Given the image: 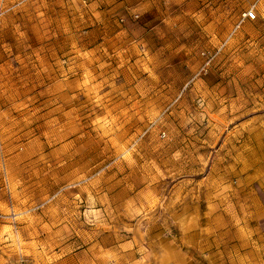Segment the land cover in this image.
Here are the masks:
<instances>
[{
	"label": "rangeland",
	"instance_id": "374dc122",
	"mask_svg": "<svg viewBox=\"0 0 264 264\" xmlns=\"http://www.w3.org/2000/svg\"><path fill=\"white\" fill-rule=\"evenodd\" d=\"M263 144L264 0H0V264H264Z\"/></svg>",
	"mask_w": 264,
	"mask_h": 264
},
{
	"label": "crops",
	"instance_id": "0c3cea01",
	"mask_svg": "<svg viewBox=\"0 0 264 264\" xmlns=\"http://www.w3.org/2000/svg\"><path fill=\"white\" fill-rule=\"evenodd\" d=\"M262 147L264 149V144ZM254 173L261 175V178H259V180L253 185L248 184L247 179H245L244 184L246 187L244 191L247 193L246 197L254 203L251 206L252 210L249 211V215L251 216L250 221L253 222H249L248 218H246L245 229L246 233L250 234V236L251 234H255V238L247 239L240 245L251 246L253 243H255L256 248L264 250V162L262 166L255 167Z\"/></svg>",
	"mask_w": 264,
	"mask_h": 264
},
{
	"label": "built area",
	"instance_id": "2783aa9c",
	"mask_svg": "<svg viewBox=\"0 0 264 264\" xmlns=\"http://www.w3.org/2000/svg\"><path fill=\"white\" fill-rule=\"evenodd\" d=\"M255 7H256V4L255 3H253L249 7H247L244 10L243 14H242L243 19L248 20V21L256 20L257 13H256Z\"/></svg>",
	"mask_w": 264,
	"mask_h": 264
}]
</instances>
